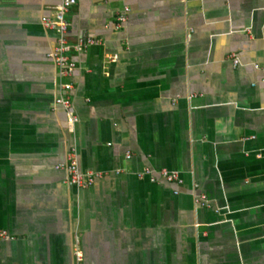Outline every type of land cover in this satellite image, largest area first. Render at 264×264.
I'll return each mask as SVG.
<instances>
[{
  "label": "crops",
  "instance_id": "crops-1",
  "mask_svg": "<svg viewBox=\"0 0 264 264\" xmlns=\"http://www.w3.org/2000/svg\"><path fill=\"white\" fill-rule=\"evenodd\" d=\"M59 3L0 0V264H264V0H78L70 44L101 43L70 78ZM73 148L106 173L89 189L58 168Z\"/></svg>",
  "mask_w": 264,
  "mask_h": 264
},
{
  "label": "built area",
  "instance_id": "built-area-1",
  "mask_svg": "<svg viewBox=\"0 0 264 264\" xmlns=\"http://www.w3.org/2000/svg\"><path fill=\"white\" fill-rule=\"evenodd\" d=\"M77 5L78 0H60L59 5L54 10L53 16L43 20V25L46 29L57 33V44L48 56L50 60H52L54 65L59 69L60 75L66 78L72 77L77 68V64L72 60L70 54L73 52H85L90 47L98 46L101 43L100 40L93 37H80L76 44H70L69 34L71 23L67 16ZM128 11L129 10L126 9V14L128 13ZM126 14L120 15L118 17V29H120L122 25L127 22ZM231 58L233 59L234 65L238 66L240 63L238 57L236 55H233ZM255 67L258 68L257 66ZM262 82L264 84V71ZM73 89L74 87L72 84L62 85L60 95L56 101V104L68 113L70 122L72 124H77L79 118L73 111V101L71 97ZM126 158L130 159L131 156L127 155ZM77 160V151L75 148H73L68 155L67 164L58 167L64 168L67 171V183L70 186L83 190L89 189L95 185L98 179L103 178L106 174L104 172L83 171L80 169ZM137 177L140 180L148 177L153 183L158 181V177L162 181L169 184L181 183V178L177 171H169L166 169L156 172L148 167H145L140 173L137 174ZM177 194L178 192L176 191L175 195ZM201 198V205L209 207V204L205 200V197ZM13 239L14 237H12L6 230L0 229V245L6 241H11ZM75 258L77 264L83 263V254L78 244H76L75 248Z\"/></svg>",
  "mask_w": 264,
  "mask_h": 264
}]
</instances>
